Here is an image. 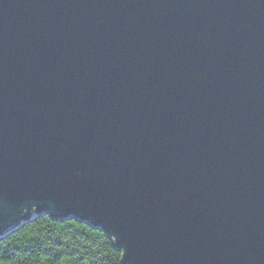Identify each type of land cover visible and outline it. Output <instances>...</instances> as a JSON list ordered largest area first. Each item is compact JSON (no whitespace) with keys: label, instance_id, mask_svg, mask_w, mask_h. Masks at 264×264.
<instances>
[{"label":"water","instance_id":"1","mask_svg":"<svg viewBox=\"0 0 264 264\" xmlns=\"http://www.w3.org/2000/svg\"><path fill=\"white\" fill-rule=\"evenodd\" d=\"M44 213L264 264V0H0V237Z\"/></svg>","mask_w":264,"mask_h":264},{"label":"trees","instance_id":"2","mask_svg":"<svg viewBox=\"0 0 264 264\" xmlns=\"http://www.w3.org/2000/svg\"><path fill=\"white\" fill-rule=\"evenodd\" d=\"M0 264H123V251L101 228L44 213L0 237Z\"/></svg>","mask_w":264,"mask_h":264},{"label":"rangeland","instance_id":"3","mask_svg":"<svg viewBox=\"0 0 264 264\" xmlns=\"http://www.w3.org/2000/svg\"><path fill=\"white\" fill-rule=\"evenodd\" d=\"M34 215V214H33Z\"/></svg>","mask_w":264,"mask_h":264}]
</instances>
